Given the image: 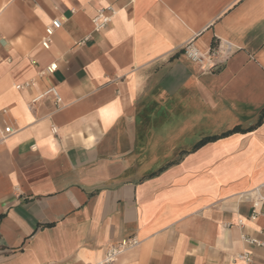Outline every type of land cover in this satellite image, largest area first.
Returning a JSON list of instances; mask_svg holds the SVG:
<instances>
[{
	"label": "crops",
	"instance_id": "crops-1",
	"mask_svg": "<svg viewBox=\"0 0 264 264\" xmlns=\"http://www.w3.org/2000/svg\"><path fill=\"white\" fill-rule=\"evenodd\" d=\"M218 40L216 68L183 53ZM51 86L58 106L28 105ZM262 183L264 0H0V264H90L128 236L115 264H264L240 238L264 241Z\"/></svg>",
	"mask_w": 264,
	"mask_h": 264
},
{
	"label": "built area",
	"instance_id": "built-area-1",
	"mask_svg": "<svg viewBox=\"0 0 264 264\" xmlns=\"http://www.w3.org/2000/svg\"><path fill=\"white\" fill-rule=\"evenodd\" d=\"M115 13V9L111 3L106 6H101L96 9L94 16L92 17V23L94 25L95 31H100L104 29L112 20V17ZM61 26V21L58 18H54L51 20L49 24H47L43 30V35L40 39V45L44 49H48L51 42V37L54 34L55 30ZM231 47L229 43H221L220 40L213 41L211 46L207 51H200L195 46L192 45L191 42L187 43L183 49L184 55L192 62L199 64L202 69L210 70L212 68L218 67L221 63L224 62L227 55L231 52ZM56 69L55 63H50L45 67L44 70L40 71L39 74L44 73H52ZM30 81L17 85L19 89L25 88ZM45 95H51L53 98V103L55 106H58L61 102L60 94L55 86L48 87L45 91L36 95L29 101V106H31L34 102ZM51 131L56 133V129L54 126L51 127ZM13 129L10 125H6L2 129V138L11 134ZM264 190V183L258 185L251 191H249V197L251 199V206L248 219L255 220L257 215L259 214L260 205H264V192L260 190ZM238 224L241 226L243 224V220L239 219ZM240 238L243 242L248 245H254L264 249V241L257 239L256 237L242 232ZM139 244V240L135 236H128L122 238L118 241L111 242L107 244L104 248L102 257L97 261H94L90 264H115L119 257L135 248ZM238 259L244 260L246 262L251 261V257L247 252H241L236 255ZM52 264V263H47Z\"/></svg>",
	"mask_w": 264,
	"mask_h": 264
}]
</instances>
